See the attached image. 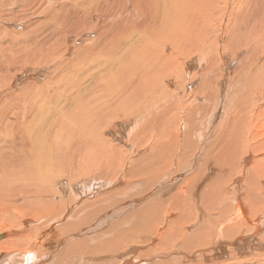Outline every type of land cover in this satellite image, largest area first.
Masks as SVG:
<instances>
[{
  "label": "bare ground",
  "instance_id": "bare-ground-1",
  "mask_svg": "<svg viewBox=\"0 0 264 264\" xmlns=\"http://www.w3.org/2000/svg\"><path fill=\"white\" fill-rule=\"evenodd\" d=\"M229 1L152 0L146 12L149 17V13H153L155 18H162L163 22L159 26L155 23L151 28L150 41L137 61L129 65L130 69H137L135 73L151 75L147 82L160 81L153 83L155 87L150 86L149 82L144 83L149 86L145 95L139 94L143 88L141 83L129 80L128 86H125L127 80L123 81L121 71V75L114 73L115 67L92 75L90 81L95 83V91L89 88L85 91L56 88L54 93H50L52 88L42 86L40 91L22 99V109L14 115H10L8 108L5 113L2 108L10 105H1L0 101V115L14 120L13 128L9 126L4 130L0 127V157L2 161L8 159L0 166V218L9 216L7 218L13 222L12 228L17 227L15 223L20 220V227L26 229L30 227L31 219L38 220L32 229L39 233L36 234L39 235L36 245H42L36 255L33 252L35 243L24 251L12 248L7 252H1L3 244H0V264H104V260L108 264H136L133 257L123 251L135 244L136 238L142 237L143 233L149 237L146 243H155L157 236L164 238L159 239V247L170 251L178 244L183 249H205L201 247L202 239L197 234L212 233L210 250L200 252L204 256L199 259L202 261L194 260L195 253L188 254L181 249H175L169 256L175 261L181 258L186 259L187 264H264V167L261 163L264 162V30L248 24V29L242 27L236 32L238 23L241 26L247 24L242 19L245 10L237 18L241 10L238 5H233L230 12L222 8L229 7ZM240 1L243 3V0ZM134 12L136 16L137 11ZM109 14L105 18L102 15L93 16L92 29L98 27L95 23L108 26L105 22L117 19L116 14ZM167 23H170L169 27ZM244 29L252 34L243 32ZM79 31L78 37L90 34L88 28H79ZM99 32L96 34L98 38L101 28ZM234 32L242 39L233 51ZM163 33L165 35L158 45L159 55L153 58L152 52H148V44L153 48L156 38ZM221 42L225 45H220ZM168 45H172L169 53L165 51ZM221 51L226 62L219 66L215 55ZM235 52V56H240V59L237 57L240 60L237 66L228 60V54ZM191 59L196 60L189 62L191 67L185 69L186 61ZM161 60L168 67L166 73L165 70L161 71L164 77L158 71L163 67L159 66ZM184 69L187 80H183ZM70 78L73 85L76 82L74 78L80 81L77 75ZM164 79L170 83L172 80L179 82L173 90L167 86L169 90L163 93L161 84ZM30 85L33 84L25 85L20 92ZM131 87L136 92L131 91ZM7 92L15 94L13 89ZM104 101L109 109L97 108ZM181 102L184 106L178 107ZM92 104V109L88 111ZM112 108H115L114 114H110ZM122 113L132 116L148 114L143 120L142 117L134 119L129 131L131 126L136 127L141 122L147 130L154 127L151 134L161 129L165 116L174 113L178 116L173 123L177 132L168 139L171 143L169 151L163 152L165 142L156 143L154 151L148 143L144 145L142 154H162V161L158 160L162 166L151 164L149 168L148 156L144 155L141 167L147 173L140 178L136 176L135 183L111 193L107 198L110 202L107 207L103 206V198L85 202L84 199L99 196L104 190L122 184L120 177L126 163L120 170L115 162L118 145L105 138L112 120ZM109 116L112 119L106 120ZM202 122L205 123L204 131L200 130ZM190 136H200L197 148L185 145V140ZM143 139L144 136L136 137L125 145L126 152L129 151L128 161L135 158L132 154L137 146H143ZM161 140L165 141V138L161 136ZM62 149H65L63 151L71 164L69 174L66 168H55V161L62 154ZM189 150L193 151L191 156ZM225 152L230 155L238 153L245 165L253 164L239 169L229 166L221 171L222 160L240 163L231 158L223 159ZM137 157L140 158L139 155ZM186 158L189 160L186 161ZM13 159L18 162H13ZM177 167V176L186 177L169 190L170 182L165 181L164 171ZM236 174L240 175L236 177ZM213 176L216 179L209 186V193L218 196L222 192L225 202L235 210L234 219L248 226V230L240 226L232 227L233 222L220 212L221 216L213 214L214 218L209 219L204 215L201 209L206 194L203 182L204 178L210 180ZM65 178L68 181L83 178L91 181L67 186L62 182ZM97 178L107 181L118 179L111 184L105 183L103 189H99L96 186L100 184L95 180ZM129 179L131 177H126V180ZM117 195L119 198L116 202L113 196ZM176 206L181 208L177 211L178 217L173 211ZM188 210H196L197 214L205 217L207 226L200 222L196 225L198 232L195 235L192 232L186 237L182 232L181 238H176L172 224L186 221ZM131 211L134 212L120 219ZM104 214L114 216L112 220L116 222L102 223ZM194 222L190 221L191 224ZM16 233L8 231L0 234V241H7L5 246L13 247L15 242L27 239L26 236H19L9 240ZM253 241L258 248L247 249ZM49 245L53 247L46 250ZM137 252L140 253L141 248L138 247ZM154 260L151 257L144 262Z\"/></svg>",
  "mask_w": 264,
  "mask_h": 264
},
{
  "label": "rangeland",
  "instance_id": "rangeland-1",
  "mask_svg": "<svg viewBox=\"0 0 264 264\" xmlns=\"http://www.w3.org/2000/svg\"><path fill=\"white\" fill-rule=\"evenodd\" d=\"M46 1L48 2L49 0H0V101L2 100L1 105H10V107L6 106L2 108L5 113L7 111V108L8 110H10V115L16 114L19 110L21 111L22 99L28 97L33 92L40 91V88L42 86L52 88L50 93H54L56 91V88L72 89L77 91H85L89 88L95 91V83H92L90 81L92 75L99 74L100 71H105L109 68L116 67L113 70L115 74H120V71L123 73V81L127 80L125 82V86H128L129 80H134V83H141L143 87L139 92L141 96L146 94L145 91L149 87V83L150 86H153L154 82H160L156 79L157 81H148V83L146 80L148 76L150 77L151 75L146 72L135 73L137 69L129 68V65L131 63L137 61L140 53L143 52L145 45L150 41L151 28L155 25V23L156 26H159L163 22V20H161L162 18H155L153 16V13H149L151 16H148L146 10L148 8L150 9L152 0H52L51 3L48 2L47 5H45ZM233 5H238L241 8V10L237 13V18L245 10V16L242 17V19L247 21V24H243L242 26L238 23L236 32L239 28L242 27L248 29V24L254 25L255 27H260L264 30V0H243V3L240 0H230L229 7L222 8L227 10V12H230ZM134 11H137L136 16ZM109 13L112 14L111 16H114L116 14L115 17L117 19L105 22L108 23V26H104V23L101 25L95 23L94 25L98 27L96 29H92L93 16H99L101 14L102 17L105 18V16L110 15ZM171 19L175 24L177 23L173 18ZM139 22L143 24V27ZM13 24H19L21 26L17 27ZM169 26L170 23H167V27ZM83 27L86 29L88 28L90 34L85 37H78V33L81 32L79 31V28ZM99 28H101L100 38H98V35H96L100 33ZM160 29L161 28H158L157 30ZM236 32L233 33L232 37V42L234 43V46L232 47L233 51L238 47L242 39V37L240 38V35H237ZM243 32H247L250 35L252 34L249 30L246 31L245 29L243 30ZM164 35L165 33L159 35L156 38L153 44V48L148 44V52H152L153 58H156L159 55L158 45L162 42V36ZM183 35L186 38L184 33ZM185 42H187V40ZM223 42H221L220 45L223 44L224 46L225 44ZM88 44H90V46H87ZM175 44L181 45L177 43ZM98 45L100 47H98ZM155 48H157L158 50L153 51V49ZM171 48L172 45H168L165 51L169 53L171 51ZM236 52L238 53V51ZM236 52L228 54V60H230L231 64H236L235 66L240 63V56H235ZM215 56L217 58V64L219 66L224 65V61L226 58L224 54H222V51L216 53ZM237 57H239V59ZM194 60L196 59L187 60L185 69L186 67L187 69L188 67L190 68L191 63L189 64V62H192ZM100 62L102 63V66H100ZM159 64V66L163 67H160L158 71L160 73V76L162 75V77H164V73H161V71L163 72L165 70V73L168 71V67L166 65L167 63H165L164 60H161V62L159 61ZM170 67L174 68L172 64H170ZM185 69L182 72L184 74L183 80H187L185 78ZM154 74L157 75V72L154 71ZM71 75H77L80 78V81L78 82V79L74 78L76 82L73 85L70 78ZM178 82L179 80H172L170 83L164 79V82H162L161 84L164 87V89L162 90L163 93L165 91H168L169 89L173 90L175 84ZM29 83H32L33 85L26 87L23 91L20 92V90ZM144 83L148 84L146 85ZM167 86L169 89L167 88ZM194 86H196V84H194ZM153 87H155V85ZM9 89H13L15 91V94H9L7 92V90ZM130 90L136 92L133 87H131ZM6 93L7 96H5ZM159 93L160 92L158 91V95ZM139 94L137 95L138 97ZM182 96H184V93ZM92 106L93 104L89 106L90 108L88 109V111L92 109ZM183 106V102L178 105V107ZM97 108L109 109L105 101ZM109 111L110 114H114L115 108H112ZM118 114L119 112L116 113L115 116H117ZM147 115L148 114L142 113L140 115L132 116L131 114L122 113L119 118H117L116 120H112L113 123L111 122L112 125L110 127V130L106 132L105 138L109 142L111 141L112 144L118 145V152L116 153L115 162H117V166L120 167V170L126 163V169L120 177L122 184L121 186H114L110 188V190H104V193L99 196L93 195V197H90L89 199H84L85 202L91 200L95 201L103 198L105 202L103 206L107 207L110 203L107 198L111 193L118 191L122 189V187H125L129 184L135 183L136 176H139L140 178L141 175L147 173V170L144 167H141V163L144 162V155L148 156L147 166L149 168L151 164L162 166V162H158V160L162 161V154H142L144 152L142 150L144 149L145 143H148L151 150L154 151V149L156 148V143L165 142L166 144L163 147V152L169 151L171 143L168 142V139L171 135H173V133L177 132V129L175 128V125L173 123L177 121L178 116L174 113H172L171 115H167V117L165 116V119L161 123V129L154 134H151L154 130V127L151 130H147L146 126L142 125L141 122H139L136 127L131 126V131H129V125L135 122L134 119H136L137 117H142L143 120ZM112 116H109V118H107L106 120L112 119ZM186 117L185 120L187 121ZM167 122L170 124H168ZM13 123L14 120L6 119L2 114L0 115V127H3L4 130L9 126L13 128ZM157 125L153 126L157 127ZM204 126L205 123L202 122L200 129L201 131H204ZM142 136L145 137V139L142 140L144 143L143 146L141 148H137V146L135 148V152H133L132 154L133 156H135V158L128 161L129 151L128 153L126 152L127 150L125 145L127 143H130L132 139H135L136 137L140 138ZM161 136L165 138V141L161 140ZM198 138L190 136L187 140H185V145L188 148L189 145L197 148L200 136H198ZM171 139L173 141V137H171ZM63 150L65 149H62V154L55 161V168H58L59 166L62 169L66 168V173L69 174L71 171V164L69 162V159H67V157L65 156V152ZM147 151L148 150H146V152ZM188 153L189 156H191L193 154V151L189 150ZM137 155H139L140 158L137 157ZM180 156L181 155L176 157L177 160H179ZM222 158H231L230 160L233 159L234 161L240 163L232 164L222 160L221 171L227 170L229 166L234 169H239L241 166L248 167L250 164H253L251 162L249 165H245L244 161L240 158V154L238 153L230 155L228 152H225ZM7 160L8 159L2 161V157H0V166L3 165V162H6ZM185 160L188 161L189 158H186ZM16 161L17 160L13 159V162ZM261 163L264 167V162ZM116 171L118 173V170ZM164 172L165 181L170 182L169 190L172 185H176L177 182L182 181V179L186 177H182V175L179 177L177 176L178 167L175 169L166 170ZM244 172L246 173L247 170H245ZM239 175L240 174H236V177ZM128 176L131 177V179L126 180V177ZM87 179L88 178L68 181V179L65 178L62 180V182L67 186H78L88 181L90 183L91 180ZM103 179H95L98 181L97 183L100 182L99 185H96L99 189H103L105 183H114L118 178H113L108 181ZM215 179L216 176H213L210 180L204 178L203 186L206 194L204 196V202H201V209L204 211V215L207 217V219H209L214 218L213 214L221 216L219 214L220 212L226 219H229L233 222L231 224L232 227L240 226L242 229L246 228V230H248V226L243 225L240 220L234 219L235 210L231 208L230 203L225 202V195L222 192L218 196H216L213 192L209 193V186L215 183ZM113 197H115V201L117 202L119 195ZM227 204L230 205L228 206ZM222 205H224L223 209H220ZM169 207L170 209H172L170 205ZM131 208L133 209L134 207ZM179 209L181 208L179 206H176V208L173 210L177 217V211ZM134 211L124 214L122 217H120V219L126 218ZM188 213L189 216L186 221H183L181 223L175 222L172 224V228H174V234L176 238H181L183 233L186 237L190 236L192 232L195 235V233L198 232V227L196 225L200 222L205 223V217H202L201 214H197L196 210L194 212L188 210ZM251 213L253 216L255 215L254 212ZM7 217L9 216H3L2 218H0V234L12 231L17 233L11 235L9 237V240L10 238L15 240V238L19 236H26L27 239L22 242L14 241L15 245L13 247L5 246V242L7 241H0V244H3L1 252L10 251L12 250V248L17 249V251H24L27 248L29 249L35 243L33 252L38 255L39 249L42 245H36V241L39 238V235L36 234L39 233L38 231L35 232V230L32 229V226L36 225L38 220L31 219L32 223L28 229H26L25 227L21 228V221L17 220L15 223L17 227L12 228L10 226L13 225V222L10 221V219ZM113 218L115 217L112 215L107 217L104 214L102 223L116 222L112 220ZM192 220H195V224L190 223V221ZM169 222L171 223L172 220H170ZM205 225L207 226L206 223ZM20 229H22V232L20 231ZM236 233L237 231L232 233L231 235H234ZM31 234H33V237L31 236ZM197 236H200V238L202 239L201 247L205 249L189 250L187 247L183 249L178 244L172 251L165 249L162 250V248L159 247L161 243L159 239L164 240V238L157 236V241L155 243H146L145 241L149 239V237L143 233L142 237L136 238L137 242L135 244L131 245L126 251L123 252L129 257H133V261L137 262L138 264H187L186 259L177 258V261H175L172 258H169V256L175 249H181L188 254L195 253L196 255L194 257V260L202 261L199 259L204 256L200 254V252L206 251L207 249L210 250L211 243L213 241V235L212 233H206L202 235L198 233ZM50 246L53 247L52 245H49L46 250ZM138 247L141 248V252L135 253ZM247 247V249L252 248L253 250L258 248V246L254 244V241L253 244H249ZM43 255H45V250L43 252ZM151 257L155 258L156 260L152 262H144V260ZM237 257L239 256L237 255ZM102 262H104V264H108L106 260ZM120 263L122 264V262Z\"/></svg>",
  "mask_w": 264,
  "mask_h": 264
}]
</instances>
